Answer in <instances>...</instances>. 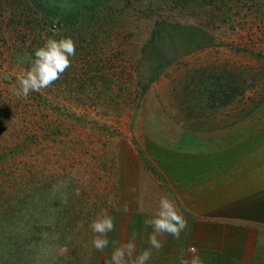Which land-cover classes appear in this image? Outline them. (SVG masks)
Wrapping results in <instances>:
<instances>
[{
	"label": "rangeland",
	"instance_id": "1",
	"mask_svg": "<svg viewBox=\"0 0 264 264\" xmlns=\"http://www.w3.org/2000/svg\"><path fill=\"white\" fill-rule=\"evenodd\" d=\"M49 38L74 41L71 67L17 97ZM240 120H264V0H0V264H105L122 247L124 149L145 166L151 124Z\"/></svg>",
	"mask_w": 264,
	"mask_h": 264
},
{
	"label": "crops",
	"instance_id": "2",
	"mask_svg": "<svg viewBox=\"0 0 264 264\" xmlns=\"http://www.w3.org/2000/svg\"><path fill=\"white\" fill-rule=\"evenodd\" d=\"M158 125L149 126L143 141L145 166L129 148L123 151L131 161L122 162L119 209L125 227L120 244H136L132 259L150 248L153 229L145 221L167 196L188 227L179 239L159 236L162 246L151 249L147 264H180L182 256L191 259L189 248L196 249L203 264H264V120L202 128L206 130L160 123L170 128L166 132Z\"/></svg>",
	"mask_w": 264,
	"mask_h": 264
},
{
	"label": "clouds",
	"instance_id": "3",
	"mask_svg": "<svg viewBox=\"0 0 264 264\" xmlns=\"http://www.w3.org/2000/svg\"><path fill=\"white\" fill-rule=\"evenodd\" d=\"M75 53V43L71 38L60 40L49 38L44 46L35 50L34 59L25 54L23 60H27L30 66L18 77L13 88L14 95L26 99L32 92H41L51 87L71 67L70 57H74ZM145 224L153 229L148 239L150 248L132 259L136 252V244L129 241L122 247L115 248L105 264H129V261L131 264H147L152 255L151 249L159 250L162 246L159 236L166 234L179 239L181 233L188 227V222L179 208L167 196L161 197L158 211L153 218L147 219ZM114 227L113 217L106 211L90 224L94 234L91 243L95 250L102 252L108 246L107 234L113 231ZM188 252L192 254L191 259L182 256L180 264H203L195 248H189Z\"/></svg>",
	"mask_w": 264,
	"mask_h": 264
}]
</instances>
